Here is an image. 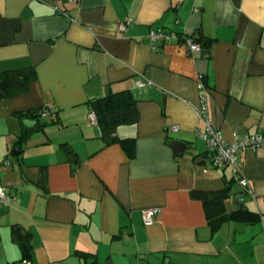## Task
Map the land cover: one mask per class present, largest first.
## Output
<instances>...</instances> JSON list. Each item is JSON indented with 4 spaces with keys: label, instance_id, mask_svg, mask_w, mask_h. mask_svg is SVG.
I'll return each mask as SVG.
<instances>
[{
    "label": "crops",
    "instance_id": "crops-1",
    "mask_svg": "<svg viewBox=\"0 0 264 264\" xmlns=\"http://www.w3.org/2000/svg\"><path fill=\"white\" fill-rule=\"evenodd\" d=\"M159 28L207 44L152 47ZM26 67L28 90L0 99V187L11 196L0 202V264L22 257L13 224L30 233L21 264H264V149L239 155L252 192L235 208L241 187L196 132L199 76L226 141L264 131V0H0V72ZM123 90L139 118L106 143L89 101ZM47 104L45 123H23L37 119L20 112ZM193 190L228 196L204 203ZM148 207L159 211L145 225Z\"/></svg>",
    "mask_w": 264,
    "mask_h": 264
},
{
    "label": "built area",
    "instance_id": "built-area-1",
    "mask_svg": "<svg viewBox=\"0 0 264 264\" xmlns=\"http://www.w3.org/2000/svg\"><path fill=\"white\" fill-rule=\"evenodd\" d=\"M67 3H75L77 0H63ZM131 21L127 18L124 22L118 24V29L124 31L126 25ZM183 38L188 46V52L201 50V44L196 41L193 36H183L174 32L166 31L165 29H152L149 32V38L152 47H156L160 42H169L172 40H179ZM147 79H139L136 81L138 87H143L149 84ZM199 88L200 107L197 111L200 121L205 125L203 131L197 130V136L202 138L207 147V151L211 156L214 165L220 168L228 167L231 173V179L241 187V192L238 196L240 201H243V194L251 193L250 184L248 180L242 174V164L239 159V155L247 148L254 150L264 149V131L255 132L253 134L238 136L234 135L232 142H228L224 139L221 131L214 127L208 118L206 107V86L202 81V77L199 76L197 80ZM53 107L50 104L45 105L34 111V113L43 118L52 113ZM88 119L91 123H97V117L95 112L91 109L88 113ZM172 130L177 129V125H172ZM11 196L8 195L3 187H0V202L4 205L9 204ZM158 207H148L142 210V221L145 225H150L158 213Z\"/></svg>",
    "mask_w": 264,
    "mask_h": 264
},
{
    "label": "trees",
    "instance_id": "trees-1",
    "mask_svg": "<svg viewBox=\"0 0 264 264\" xmlns=\"http://www.w3.org/2000/svg\"><path fill=\"white\" fill-rule=\"evenodd\" d=\"M182 38V37H181ZM194 38V37H193ZM201 46L207 44L201 38H194ZM35 79V71L32 67L23 69H9L0 72V99L9 98L28 90L29 84ZM97 117V123L101 129L102 137L106 143H112L118 140L116 129L122 124H133L138 121L139 113L136 107V99L130 91L123 90L119 92H108L102 97L89 101ZM21 117H27L39 120L34 111L20 112ZM231 179L229 183H232ZM193 197L200 198L204 203L220 204L228 196L227 190L217 191H199L191 192ZM245 213H250L244 210ZM12 239L19 245L22 257L12 264H21V262L31 261V243L30 233L21 225L13 224L11 227Z\"/></svg>",
    "mask_w": 264,
    "mask_h": 264
},
{
    "label": "water",
    "instance_id": "water-1",
    "mask_svg": "<svg viewBox=\"0 0 264 264\" xmlns=\"http://www.w3.org/2000/svg\"><path fill=\"white\" fill-rule=\"evenodd\" d=\"M202 52H206V51H202ZM37 122L39 123H45L46 120L44 119H40V120H31V119H24L23 120V123L26 125V126H32L34 124H36ZM172 147L174 148L175 152L177 154H182L186 148V145L185 143H183L182 141H179V140H173L172 141ZM232 201H233V206L235 208L239 207V208H243L244 207V203L242 201H239L238 198L236 197H233L232 198Z\"/></svg>",
    "mask_w": 264,
    "mask_h": 264
}]
</instances>
